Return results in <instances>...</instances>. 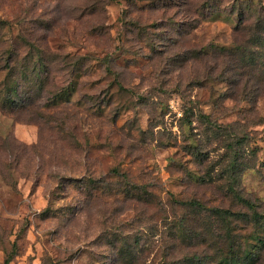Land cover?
I'll return each instance as SVG.
<instances>
[{
    "label": "rangeland",
    "instance_id": "obj_1",
    "mask_svg": "<svg viewBox=\"0 0 264 264\" xmlns=\"http://www.w3.org/2000/svg\"><path fill=\"white\" fill-rule=\"evenodd\" d=\"M262 6L0 0V264L223 261L230 182L264 204V59L223 54H264Z\"/></svg>",
    "mask_w": 264,
    "mask_h": 264
},
{
    "label": "trees",
    "instance_id": "obj_2",
    "mask_svg": "<svg viewBox=\"0 0 264 264\" xmlns=\"http://www.w3.org/2000/svg\"><path fill=\"white\" fill-rule=\"evenodd\" d=\"M259 10L262 12V16L264 18V6H262V8ZM4 23H6V20L0 18V28L2 27L1 25H3ZM262 23L263 19H261L259 24H256V26H260ZM241 26H243V22ZM258 33L260 34L261 39L264 41V26L258 29L257 34ZM253 38L251 36V40H254ZM256 38L259 39V37ZM229 51V53L223 54L225 57H228L231 60V62H229V60H226V64L228 63L227 65H229V68L232 70V81L234 82L237 80V76H239L240 78H246L247 75L245 72L246 70L243 69L244 66L249 67V65H251V62L259 59L262 60V57L264 59V54H259L257 57H254L252 55L249 60L242 56L237 61L236 57L234 56H236L239 52L241 53L240 55H244L245 50L239 51L238 47V51H236V49ZM109 63L110 61H108V65ZM17 65L18 61L14 56H0V70L7 69L11 71L14 70ZM108 68L110 71L112 70L110 66H108ZM249 69L252 71L258 70L257 72L259 73H254V76L250 78V81L264 80V78H262V76L264 75V67H253ZM246 79H249L248 76ZM15 88L16 91H18L19 86L16 87V84L15 86H10L9 93ZM202 115L209 119L208 114L202 113ZM232 171L236 173V168H233ZM237 184L238 183L235 180L230 182L229 190L232 193L230 197L233 199V203H239L241 207L246 209L245 212L241 210H232L230 208H223L219 206L214 207L210 210L211 215H209L217 223V229L215 231V235L218 237L219 242V244H217V248L220 256H224V260L217 261V264H264V211L259 210V207L264 206V204L260 205L259 202L253 200V198L250 195L246 194L244 190ZM200 204L201 203L198 200H191L187 203V205L189 206ZM249 227H251L249 233H253L251 235H255L258 238L256 243H254V245L252 246L253 248L247 247V239L250 234L245 233L246 229ZM259 227L263 229L262 234L258 232L260 229ZM240 230H243L244 232ZM203 235L206 234L202 232V236ZM205 258L204 255L193 254L191 257L187 258V260L189 261H187V263L206 264L207 262L205 261Z\"/></svg>",
    "mask_w": 264,
    "mask_h": 264
}]
</instances>
